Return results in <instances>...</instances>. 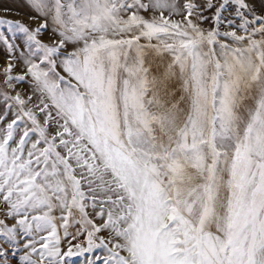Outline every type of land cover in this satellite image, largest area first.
Segmentation results:
<instances>
[{"label": "snow or ice", "instance_id": "snow-or-ice-1", "mask_svg": "<svg viewBox=\"0 0 264 264\" xmlns=\"http://www.w3.org/2000/svg\"><path fill=\"white\" fill-rule=\"evenodd\" d=\"M21 3L0 264H264V0Z\"/></svg>", "mask_w": 264, "mask_h": 264}, {"label": "rangeland", "instance_id": "rangeland-1", "mask_svg": "<svg viewBox=\"0 0 264 264\" xmlns=\"http://www.w3.org/2000/svg\"><path fill=\"white\" fill-rule=\"evenodd\" d=\"M4 8H11L13 9V13H6L3 11ZM15 11L26 12L27 9L23 7L21 0H0V16L7 15L9 18L16 19V18H23V17H16L14 15ZM47 39V36L44 37ZM5 61L3 59V52L0 50V64H3ZM82 257L73 258L74 264H81Z\"/></svg>", "mask_w": 264, "mask_h": 264}]
</instances>
